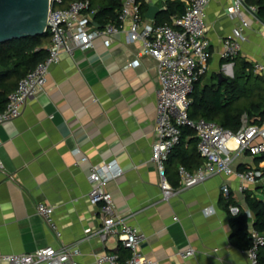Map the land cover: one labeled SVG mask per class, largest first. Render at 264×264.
Wrapping results in <instances>:
<instances>
[{"label": "crops", "instance_id": "obj_1", "mask_svg": "<svg viewBox=\"0 0 264 264\" xmlns=\"http://www.w3.org/2000/svg\"><path fill=\"white\" fill-rule=\"evenodd\" d=\"M166 1L150 0L149 6L162 11ZM231 2L212 0L205 11L212 57L203 85L219 73L234 77L235 64L222 58L229 37L240 42L241 60L253 69L264 66V21L244 11L250 26L241 36L240 19L227 12ZM146 13L143 25L155 24ZM130 26V20L124 23L125 30ZM256 74L264 77V69ZM159 88L157 61L124 31L111 44L100 38L88 50L63 53L50 68L45 88L20 116L0 125V255L78 244L80 264H98L99 256L113 253L125 261L129 252L117 239L104 242L96 234L102 205L89 199L92 167L117 160L124 173L109 183V190L118 213L145 235L144 257L159 264H252L248 250L232 240L229 204L233 198L254 222L245 197L264 199V178L241 193L235 175L219 174L162 200L160 175L152 162ZM259 158L246 152L235 168L256 166ZM167 166L171 183H179V167ZM225 184L231 189L229 200L222 191ZM41 202L55 208L60 236L37 212ZM190 247L196 254L182 257Z\"/></svg>", "mask_w": 264, "mask_h": 264}, {"label": "built area", "instance_id": "obj_2", "mask_svg": "<svg viewBox=\"0 0 264 264\" xmlns=\"http://www.w3.org/2000/svg\"><path fill=\"white\" fill-rule=\"evenodd\" d=\"M211 1L189 0L185 13L173 16L170 24L144 26L141 3L137 0H123L118 23L98 28L92 25V14L95 11L91 10L89 0L74 1L68 7L62 6L63 0H50L47 31L51 33V44L48 47V57L19 81L18 87L9 96L7 107L0 112V125L20 116L25 104L45 88L50 68L61 61L63 53L74 54L77 49L88 50L100 38H104L106 44H111L113 36L124 31L130 42L142 43L143 54H149L157 61L160 88L157 101V139L153 144L152 162L160 175L161 199L170 201L175 195L219 174L235 175L241 181L239 191L246 193L248 186L255 185L264 178V160L246 169H236L235 161L246 152L254 157L264 156V121L255 122L244 114L241 128L238 132H233L217 122L190 117L195 85L210 71L212 54L204 15ZM244 11L257 17V6L248 5L246 0H232L227 7L230 15L240 19V35L243 37V31L250 26ZM128 20L131 21V26L125 30L124 23ZM240 51V42L235 37H229L225 41L222 58L234 66L233 60L239 56ZM262 69L263 65L256 64L254 72L258 73ZM185 127L194 130L204 162L193 171L180 165V183L174 186L169 178L167 164L181 143ZM2 168L0 160V169ZM123 173L119 162L113 160L94 165L88 176L92 183L89 199L93 204H101L103 212L102 225L96 234L104 242L117 239L129 252L125 261L121 260L118 253H113L99 256L97 263L159 264L143 256L141 246L145 235L117 211L109 183ZM222 191L229 200L230 186L223 185ZM240 209L237 204H229V211L234 216L240 213ZM37 212L43 216L48 228L60 236L54 220L55 208L41 202L37 204ZM250 237L252 246L248 249V255L252 264H258L259 252L264 248V234L252 228ZM195 254L193 247L181 252L184 258ZM81 255L78 244L59 248L50 246L32 253L2 254L0 264H80Z\"/></svg>", "mask_w": 264, "mask_h": 264}, {"label": "trees", "instance_id": "obj_3", "mask_svg": "<svg viewBox=\"0 0 264 264\" xmlns=\"http://www.w3.org/2000/svg\"><path fill=\"white\" fill-rule=\"evenodd\" d=\"M74 1L78 0H63L62 6L68 7ZM89 1L91 10L95 11L92 16V25L103 28L109 23H118L123 0ZM137 1L141 3V11L145 15L150 7V0ZM188 1L167 0L165 9L160 11L155 19V25L170 24L173 16L183 15ZM246 3L257 6V17L264 21V0H246ZM50 44L49 31L42 35L14 39L0 44V112L7 107L9 96L16 90L19 81L48 57ZM233 61L235 74L230 80L220 83L218 76L215 75L205 85L202 84L204 77L196 83L192 94L190 117L214 121L233 132H238L242 126L244 114L255 122L264 121V77L257 75L253 66L241 60L240 57ZM198 143L194 130L189 127L183 128L181 143L169 161L171 166L177 169L180 165H184L192 171L199 168L204 160L199 153ZM262 160L264 156L258 161ZM167 169L169 172L168 166ZM179 183L173 182V185L178 186ZM230 203H234L233 198ZM245 203L255 215L254 222L246 208L241 207L239 214L232 215V240L239 247L248 250L252 246L251 229L255 228L264 234V199L247 194ZM258 264H264V248L259 252Z\"/></svg>", "mask_w": 264, "mask_h": 264}, {"label": "water", "instance_id": "obj_4", "mask_svg": "<svg viewBox=\"0 0 264 264\" xmlns=\"http://www.w3.org/2000/svg\"><path fill=\"white\" fill-rule=\"evenodd\" d=\"M49 8L50 0H0V44L45 34ZM159 12V7L151 5L146 17L155 20ZM218 79L221 83L231 78L219 73Z\"/></svg>", "mask_w": 264, "mask_h": 264}, {"label": "clouds", "instance_id": "obj_5", "mask_svg": "<svg viewBox=\"0 0 264 264\" xmlns=\"http://www.w3.org/2000/svg\"><path fill=\"white\" fill-rule=\"evenodd\" d=\"M211 211H212L211 209L206 210V212H211Z\"/></svg>", "mask_w": 264, "mask_h": 264}, {"label": "rangeland", "instance_id": "obj_6", "mask_svg": "<svg viewBox=\"0 0 264 264\" xmlns=\"http://www.w3.org/2000/svg\"><path fill=\"white\" fill-rule=\"evenodd\" d=\"M262 195V194H261Z\"/></svg>", "mask_w": 264, "mask_h": 264}]
</instances>
